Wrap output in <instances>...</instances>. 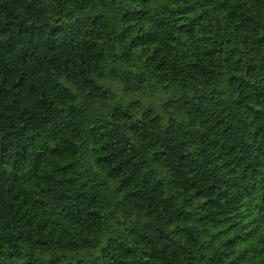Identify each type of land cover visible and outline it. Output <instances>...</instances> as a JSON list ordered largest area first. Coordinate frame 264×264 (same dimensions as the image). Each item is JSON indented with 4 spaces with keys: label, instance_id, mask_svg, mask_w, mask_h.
Returning a JSON list of instances; mask_svg holds the SVG:
<instances>
[{
    "label": "trees",
    "instance_id": "1",
    "mask_svg": "<svg viewBox=\"0 0 264 264\" xmlns=\"http://www.w3.org/2000/svg\"><path fill=\"white\" fill-rule=\"evenodd\" d=\"M0 264H264V0H0Z\"/></svg>",
    "mask_w": 264,
    "mask_h": 264
}]
</instances>
